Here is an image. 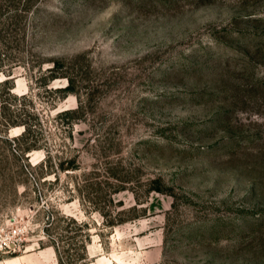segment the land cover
Masks as SVG:
<instances>
[{"label":"rangeland","instance_id":"1","mask_svg":"<svg viewBox=\"0 0 264 264\" xmlns=\"http://www.w3.org/2000/svg\"><path fill=\"white\" fill-rule=\"evenodd\" d=\"M58 250L264 264V0H0V264Z\"/></svg>","mask_w":264,"mask_h":264},{"label":"trees","instance_id":"2","mask_svg":"<svg viewBox=\"0 0 264 264\" xmlns=\"http://www.w3.org/2000/svg\"><path fill=\"white\" fill-rule=\"evenodd\" d=\"M56 67L59 68V67H63V66H59V64H58V66H56ZM68 69H69V67H68ZM64 70H65V68H64ZM60 75L63 76V77H66L67 78V81H68V85H66L63 88V91L65 92V95L68 94V93H70V92H75V90H74L75 88L73 86V84H74V78H73L70 70L69 71L65 70V71L61 72ZM56 77H58V76H56V75L55 76H52V79H54ZM76 112H77V110H75V109L66 110V113H76ZM22 125H24V127H25V132H29L30 131L31 126L27 122H22ZM58 260H59V264H62L63 263V257H62L61 252L59 250H58Z\"/></svg>","mask_w":264,"mask_h":264}]
</instances>
